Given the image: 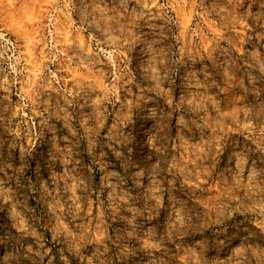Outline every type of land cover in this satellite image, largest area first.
<instances>
[{"label": "rangeland", "instance_id": "1", "mask_svg": "<svg viewBox=\"0 0 264 264\" xmlns=\"http://www.w3.org/2000/svg\"><path fill=\"white\" fill-rule=\"evenodd\" d=\"M0 264H264V0H0Z\"/></svg>", "mask_w": 264, "mask_h": 264}]
</instances>
